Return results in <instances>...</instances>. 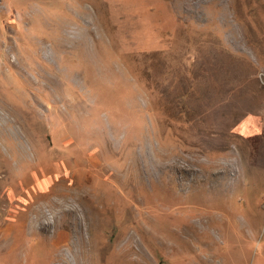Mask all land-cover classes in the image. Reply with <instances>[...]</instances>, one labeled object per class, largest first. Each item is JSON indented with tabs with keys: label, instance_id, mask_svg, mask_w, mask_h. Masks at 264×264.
Returning a JSON list of instances; mask_svg holds the SVG:
<instances>
[{
	"label": "rangeland",
	"instance_id": "374dc122",
	"mask_svg": "<svg viewBox=\"0 0 264 264\" xmlns=\"http://www.w3.org/2000/svg\"><path fill=\"white\" fill-rule=\"evenodd\" d=\"M0 264H264V0H0Z\"/></svg>",
	"mask_w": 264,
	"mask_h": 264
},
{
	"label": "crops",
	"instance_id": "0c3cea01",
	"mask_svg": "<svg viewBox=\"0 0 264 264\" xmlns=\"http://www.w3.org/2000/svg\"><path fill=\"white\" fill-rule=\"evenodd\" d=\"M247 133V132H246Z\"/></svg>",
	"mask_w": 264,
	"mask_h": 264
}]
</instances>
